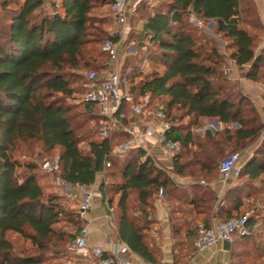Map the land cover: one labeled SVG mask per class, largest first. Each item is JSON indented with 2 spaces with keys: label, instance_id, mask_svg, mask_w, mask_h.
Listing matches in <instances>:
<instances>
[{
  "label": "trees",
  "instance_id": "1",
  "mask_svg": "<svg viewBox=\"0 0 264 264\" xmlns=\"http://www.w3.org/2000/svg\"><path fill=\"white\" fill-rule=\"evenodd\" d=\"M60 1L62 15L47 13L44 0L0 3L4 14V20L0 19V264H48L49 247L53 244L56 248L67 239L75 241L85 225L79 212L65 209L61 195L45 193L36 165L15 158L19 146L33 142L40 143L47 153L58 150L60 177L82 187L93 185L98 175L105 176L113 170L114 160L120 161L121 182L113 190L118 195V238L131 253L151 264L159 258L157 250L145 240L151 223L144 209H139L138 217H131L129 203L134 198L137 205H147L156 192L164 190L172 205L173 251H177L175 257H181L189 248V236L195 237L199 227L210 226L217 202L215 193L199 184L188 188L176 186L142 148L132 149L123 158H110L111 166L105 168L110 153L129 140L125 132L115 131L109 138L88 142L87 151L80 149L73 107L66 104V99L76 93L67 70L80 68L91 41L116 39L98 30L99 22L91 16L96 0ZM159 1L161 8L146 17L142 33L149 42L148 60L161 66L163 72L156 71L134 83L139 75L125 74L123 70L129 67L125 62L122 82L127 84L129 80L127 87L135 101L143 96L156 101L153 114L160 112L166 124L189 119V125H172L165 133L186 157L174 155L171 171L181 178L207 179L228 147L264 136V123L251 100L229 84L222 68L224 58L215 40L209 38L200 43L199 29L188 20L193 16L202 22L212 21L215 34L229 52L228 58L238 67L249 65L245 77L253 83L264 81V54L255 53L264 27L252 0ZM90 71L100 74L104 69ZM143 106L147 109V105ZM83 108V118L101 124L103 119L94 104L84 101ZM122 110L127 125L130 112L125 105ZM174 111L178 114L173 115ZM208 120L218 121L222 129L213 135L205 131L203 137L196 138L190 126L202 128ZM231 124H236L237 129H230ZM262 140L255 156L244 163L237 177L243 175L256 181L264 176V137ZM98 191L103 202L111 206L113 201L106 198L103 181ZM235 194L234 187L226 189L223 202L228 205L221 203L215 212L220 221L243 216L238 215L242 200ZM186 216L189 218L183 219ZM199 216L204 218L202 224L198 223ZM64 222L75 225V233L59 231L58 224ZM254 223L253 217H249L250 235L236 237L231 243L228 264L237 256L236 247L251 240ZM10 234L29 241L37 252L17 253L8 239ZM256 245L260 247V243Z\"/></svg>",
  "mask_w": 264,
  "mask_h": 264
},
{
  "label": "rangeland",
  "instance_id": "2",
  "mask_svg": "<svg viewBox=\"0 0 264 264\" xmlns=\"http://www.w3.org/2000/svg\"><path fill=\"white\" fill-rule=\"evenodd\" d=\"M20 3L22 0H18ZM43 9L47 13H59L60 15L63 14V10L61 8V1L60 0H44ZM135 1V2H134ZM256 4L258 0H252ZM111 0H96L95 8L91 12V16L94 20L98 21V30H101L103 33L106 34L107 37L115 38L116 41H111L108 38H99L97 40L91 41L86 46V54L84 59L81 61L80 68L76 70L68 69L67 73L71 82V87L75 89L76 93H74L73 97L70 99H66V104L73 107L72 113L75 116V121L78 124L77 135L80 137V149L83 151H87V144L90 141H101L102 138L97 133V129L101 126V124L86 120L83 118V102H84V79L85 74L89 72L91 69L102 70L104 71L109 70L110 68L115 69L119 68L120 73H122L123 65L128 63L129 67L126 68L124 71L125 74H128L130 77L132 75H139L135 77L134 83H137L141 79H144L145 76L154 73V72H163V68L161 66L153 65L148 60V53L147 48L149 46V42L146 38H144L142 33V27L145 22V19L150 13H154L155 10L161 8V3L159 0H132L130 4V8L128 10V14L126 19L119 21L118 17L113 15L110 10V3ZM1 3V0H0ZM109 4V5H108ZM136 6V7H135ZM13 7V6H11ZM4 14L0 8V19H3ZM188 23L192 25V27L199 29L197 31V35L200 36V43H204V40H209L212 38L215 40V44L219 52H222L224 48V44L220 39V36L215 34L214 23L212 21L209 22H202L193 16H190ZM111 42L116 45V60H112L108 58L107 53L102 51V47L105 42ZM261 41L257 44L256 50H259L261 47ZM141 43V44H140ZM207 43L205 44V46ZM204 46V47H205ZM154 50L152 49V52ZM264 54V46L261 47L260 52ZM229 54V52H227ZM226 61H223V71L226 73ZM264 71V66H263ZM246 75V74H245ZM226 77L228 75L226 73ZM230 85H235L239 90L237 83L234 84L231 80L228 81ZM129 80L126 85L129 86ZM264 85V81L259 82ZM137 103L140 105H147V109H145V114L153 116V110L155 109L154 100H148V96H143L141 98H137ZM178 112H173V115H177ZM189 119L184 120L183 122H175V127L179 125H189ZM181 123V124H180ZM168 124V123H167ZM170 127L171 124H168ZM202 127H209L212 131H216L217 128L213 124H203ZM229 128L234 130L237 129V125L231 124ZM191 131L194 133L195 137H202V128L201 127H192L190 126ZM222 129V127H221ZM220 129V130H221ZM219 130V131H220ZM263 135L257 140L253 142H247L238 144L237 146L228 147L224 156L219 158L215 166L213 167V171L211 175L205 178H193V177H186L189 182L193 184H199L200 181L203 184H199L201 186H206L218 179V167L220 161L230 153L238 152L240 154V163L239 166L242 168L244 163L250 159L251 157L255 156L257 148L261 145ZM58 150L53 151L52 153H47L41 144L38 142H33L29 145L19 146L18 150L15 154V158L19 160L21 163H31L36 165L38 175L40 178V182L43 183L45 187V193H56L63 197L62 204L67 211H72L74 213L78 212L79 204H76L75 199L67 198L64 193L54 187L52 177L45 173L42 170V164L45 161H50L55 158H58ZM179 154L185 157V152L179 150ZM177 154V153H176ZM174 154V155H176ZM173 155V156H174ZM172 156V157H173ZM172 157H169L172 159ZM186 158V157H185ZM113 159V158H112ZM115 159V158H114ZM113 159V160H114ZM115 166L113 170H109L106 172V175H98L97 176V191L100 185V182L103 181L105 183V192L106 198L113 201L111 206H108L107 202L104 203V208L106 211V216L109 218L108 223L112 225V231H117L118 226V215L119 211L116 207L118 195H115L113 192L114 186L117 183L121 182L120 179V171L122 169V165L120 161L114 160ZM155 165L165 171L168 177L173 181L175 179V175L171 171V169H167L161 164H159L156 160H154ZM116 171V172H115ZM115 174L113 175V173ZM112 173V176L110 175ZM175 184V183H174ZM176 185V184H175ZM231 187L235 188V195L242 200V207L239 210L238 215H250L253 217L254 222L257 225L256 230L253 232L250 241H246L239 247H236V257L233 258L232 264H264V176H262L259 180L250 181L248 178L244 177L243 175L234 178L231 184ZM162 190L156 192L152 199L148 201L147 205L139 206L134 202V198L130 199V216L135 218L139 216V209H144L146 211L147 219L151 224H153V198L155 196H160ZM233 199L230 198V202ZM136 204V205H135ZM225 205H228V202H225ZM252 214H250V212ZM237 215V214H235ZM189 217H183V219H188ZM200 225V224H198ZM198 225H195L196 227ZM84 226V225H83ZM194 226V227H195ZM59 231L67 234H73L76 231V226L72 225L71 223H60L58 224ZM115 228V229H114ZM195 229H193V232ZM188 242L190 244L191 238L193 236H189ZM8 239L13 243L15 251L18 253L32 254L36 253L37 249L31 245L29 241L22 240L20 237L10 234L8 235ZM74 240H68L60 246L54 248L55 246L52 244L49 247V250L46 254V259L49 261L48 264H81L80 257L81 254L74 250ZM260 243V247L256 244ZM185 250V249H184ZM192 253V251H191ZM247 253V255L245 254ZM246 255V256H245ZM220 263L225 262L226 259H229V253L225 259L224 254L220 253L218 256L215 257Z\"/></svg>",
  "mask_w": 264,
  "mask_h": 264
},
{
  "label": "built area",
  "instance_id": "3",
  "mask_svg": "<svg viewBox=\"0 0 264 264\" xmlns=\"http://www.w3.org/2000/svg\"><path fill=\"white\" fill-rule=\"evenodd\" d=\"M131 3L132 0H112L110 10L113 15L118 17L119 21H122L126 19ZM102 51L109 54L112 60H116L115 44L109 41L105 42ZM84 89V101L94 104L98 109V115L103 119L101 126L97 129L100 138H109L115 131L125 132L129 135L128 141L118 144L114 151L110 153L108 160L105 162V168H110V158H123L132 149H144L142 144L145 138L154 133L153 128L144 125L150 115L145 114L144 106L135 101L127 85L122 82L120 69L110 68L100 74L95 71L87 72L84 79ZM122 105L127 106L130 112L127 125L123 122L126 119V113L122 110ZM153 115L161 121L157 144L161 147L164 155L172 157L179 152V145L167 139L165 133L170 129V126L163 121L162 114L157 112ZM239 163L240 154L238 152L231 153L220 162L217 180L220 190L216 194L218 201L222 198L230 179L239 175L241 169ZM41 167L45 173L52 177L54 187L60 189L67 198L75 199V193L81 190L82 186L69 183L60 177L58 158L45 161ZM93 197L92 191L82 193L78 207L81 218L90 210ZM249 217L250 215H243L228 221H218L209 227H199L193 240L195 250L201 252L218 242H227L231 245L236 237L249 236ZM110 227L113 226L110 225ZM88 234V226L84 225L73 243L74 250L81 254V264H134L130 257L131 252L125 243L118 240H108L107 248L88 247Z\"/></svg>",
  "mask_w": 264,
  "mask_h": 264
},
{
  "label": "crops",
  "instance_id": "4",
  "mask_svg": "<svg viewBox=\"0 0 264 264\" xmlns=\"http://www.w3.org/2000/svg\"><path fill=\"white\" fill-rule=\"evenodd\" d=\"M256 5L258 7L260 20L264 27V0L256 1ZM262 46H264V30L261 42V47ZM261 47L259 48V50L255 51L257 55L259 54ZM219 53L227 63L225 70L228 75V79L231 80L234 84L237 83L240 91L251 100L260 117L261 122L264 123V85L262 83H253L246 79L245 74L249 69V65L243 67L236 66V64L228 58V54L224 50V48L222 49V52ZM207 123H209L210 125H215L217 130L212 131V129H210L209 127H202V137L205 131H209L210 134L213 135L219 132L222 127V125L216 120H208L205 122V124ZM144 125L147 127H151L154 130V133L151 136L146 137L145 141L142 144L144 147L143 150L146 151V155L151 157L153 160H156L165 168L171 169V159L163 154L161 147H159L157 144L158 131L161 130V121L156 119L153 115L152 117L150 116L148 120H146ZM233 179L234 178L230 179L226 189L231 186ZM173 180L176 186L182 188H188L189 185L192 184L188 181L187 178H181L178 176H176ZM217 180L206 185L212 188L215 196L220 190V185L217 183ZM96 183L97 178L93 185L82 187L81 190L75 193V198L77 199L76 204L80 203V198L83 192H93L94 197L92 200L91 208L82 218L85 221V225L88 226L89 231L87 237V246L107 248L108 240H121L118 238L117 231L115 230V232H113L108 223L109 218L106 216L104 202L101 194L99 193V191H97ZM199 184H203V182L200 181ZM223 196L220 201L217 200L216 204L214 205V212L209 219V225H213L216 222L220 221L215 212L218 210L221 203L225 205V202H223ZM171 209L172 205L169 200V196L164 190H162L160 196H155L153 198L154 214L152 216V219L154 223L151 224L149 229L145 232V240L147 241L149 247L155 248L159 254V258H157L155 264H228L229 259H226V257L229 251L224 250L223 242H218L216 245L211 246L208 249L197 252L193 246L194 237L191 238L189 248L183 251L182 256L175 257L177 251H173L174 237L170 224ZM203 219V216H199L198 223L202 224ZM251 228L253 230H256V223H254ZM191 251L193 253H191ZM83 253L85 254V252ZM220 253L224 254V257L226 259L225 262L220 263L215 259V257ZM130 257L132 258L134 264H151L140 259L133 253H131Z\"/></svg>",
  "mask_w": 264,
  "mask_h": 264
},
{
  "label": "water",
  "instance_id": "5",
  "mask_svg": "<svg viewBox=\"0 0 264 264\" xmlns=\"http://www.w3.org/2000/svg\"><path fill=\"white\" fill-rule=\"evenodd\" d=\"M223 248H224L225 251H229L230 245L227 242H223Z\"/></svg>",
  "mask_w": 264,
  "mask_h": 264
}]
</instances>
